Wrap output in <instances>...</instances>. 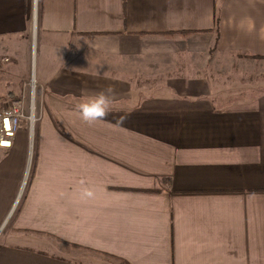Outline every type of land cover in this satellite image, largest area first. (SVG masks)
Instances as JSON below:
<instances>
[{"label": "crops", "instance_id": "crops-1", "mask_svg": "<svg viewBox=\"0 0 264 264\" xmlns=\"http://www.w3.org/2000/svg\"><path fill=\"white\" fill-rule=\"evenodd\" d=\"M0 40L44 87L32 145L0 148V228L33 159L0 264H264V87L225 81L264 64V0H0Z\"/></svg>", "mask_w": 264, "mask_h": 264}, {"label": "rangeland", "instance_id": "rangeland-1", "mask_svg": "<svg viewBox=\"0 0 264 264\" xmlns=\"http://www.w3.org/2000/svg\"><path fill=\"white\" fill-rule=\"evenodd\" d=\"M20 45H21V51L18 52L19 53L18 56L14 54V56L11 58L9 57L7 49L4 48L5 43L0 40V94L2 93L1 92L2 89L4 87L5 88L7 87L6 86L7 82H10L11 80L14 81L15 79L18 80L19 77L26 78L25 80L26 82L31 78V75L34 74V65L36 66V56L34 58V53H32V51L30 52V54H28L26 43H21ZM31 45L33 44L31 43ZM33 47H35V45H33ZM14 59H16L17 62ZM263 66L264 64L262 65L259 64V66H257V63L255 65L250 64L248 66H242V68H244L245 71L241 73V76H233L231 79L225 80L227 89H232L233 84L236 83V86H239L238 88H241L242 93L240 95L242 96L251 95V93L255 92V90L253 89L254 85L252 83L255 82L256 79L257 82L261 84L260 86L264 87V68H262ZM255 70L256 72H254ZM20 133H23L24 135L27 136V133L24 131L18 132V134ZM30 159L27 160V166L25 167V171H24L25 173L22 178V183H21L22 186H21L20 194L24 192L27 182L29 180V175L31 171ZM13 210L12 212H14ZM12 212L9 214L7 219H5V221L3 222L0 228V240L7 233V226L9 224L10 218L12 217L13 214Z\"/></svg>", "mask_w": 264, "mask_h": 264}, {"label": "built area", "instance_id": "built-area-1", "mask_svg": "<svg viewBox=\"0 0 264 264\" xmlns=\"http://www.w3.org/2000/svg\"><path fill=\"white\" fill-rule=\"evenodd\" d=\"M43 93V85L32 76L23 83L19 98L0 110V148H11L20 131L26 132L32 142L34 127L39 119L37 102Z\"/></svg>", "mask_w": 264, "mask_h": 264}, {"label": "clouds", "instance_id": "clouds-1", "mask_svg": "<svg viewBox=\"0 0 264 264\" xmlns=\"http://www.w3.org/2000/svg\"><path fill=\"white\" fill-rule=\"evenodd\" d=\"M111 89L101 91L95 96L89 98L87 101L77 105V110L80 118L87 124H94L96 122L104 121L111 114L110 97ZM127 115H122L116 118L118 124H123L127 120ZM93 189L83 187L80 190L81 199H89L94 197Z\"/></svg>", "mask_w": 264, "mask_h": 264}, {"label": "trees", "instance_id": "trees-1", "mask_svg": "<svg viewBox=\"0 0 264 264\" xmlns=\"http://www.w3.org/2000/svg\"><path fill=\"white\" fill-rule=\"evenodd\" d=\"M254 56V58H260L261 56L260 55H253ZM32 150H33V148H32ZM32 154L34 155V153H33V151H32ZM32 164H33V159H32V163H31V171H30V175H29V180H28V182H27V185L29 184V181H30V178H31V176H32ZM27 185H26V187H27ZM26 189V188H25ZM23 196H24V193L23 194H21V197H20V199H19V201H18V203H17V205H16V207H15V209H14V212H13V214L14 213H16L17 211H18V209H19V207H20V205H19V203L21 202V204H22V202H23Z\"/></svg>", "mask_w": 264, "mask_h": 264}]
</instances>
